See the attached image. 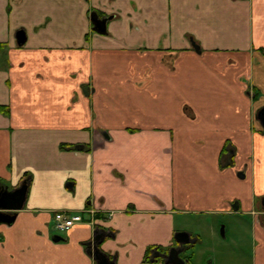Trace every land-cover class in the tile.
<instances>
[{
	"label": "crops",
	"instance_id": "0c3cea01",
	"mask_svg": "<svg viewBox=\"0 0 264 264\" xmlns=\"http://www.w3.org/2000/svg\"><path fill=\"white\" fill-rule=\"evenodd\" d=\"M0 43V186L29 183L0 264H98L97 231L115 264H165L197 214L249 225L264 264V0H0ZM59 211L85 221L58 234Z\"/></svg>",
	"mask_w": 264,
	"mask_h": 264
},
{
	"label": "rangeland",
	"instance_id": "374dc122",
	"mask_svg": "<svg viewBox=\"0 0 264 264\" xmlns=\"http://www.w3.org/2000/svg\"><path fill=\"white\" fill-rule=\"evenodd\" d=\"M183 232L193 235L197 243L191 249V264H251L252 239L248 226L241 229L243 244L234 218L217 215L180 216ZM224 230V234L222 231ZM175 239V237H174Z\"/></svg>",
	"mask_w": 264,
	"mask_h": 264
},
{
	"label": "water",
	"instance_id": "95a60500",
	"mask_svg": "<svg viewBox=\"0 0 264 264\" xmlns=\"http://www.w3.org/2000/svg\"><path fill=\"white\" fill-rule=\"evenodd\" d=\"M113 17H100L98 13L94 12L91 15V20L94 25V30L101 34L107 33V24ZM17 44L19 46H23L27 41V36L24 31H18L16 34ZM192 45L196 51L201 52L200 46L195 42H192ZM259 120L264 126V108L260 111L258 115ZM79 148V147H78ZM239 176L244 177V173H239ZM29 190V183L25 180L18 188L14 190H9L8 187L0 186V211H12L17 212L24 208L26 203L27 195ZM236 210V209H235ZM0 217L4 222L12 224L16 218V214H4L0 213ZM224 234V230L222 231ZM105 238V234L103 232H96L94 239L90 242V253L94 256L98 264H115V259H111L108 257L102 250L100 249V245L102 244ZM64 238L56 235L54 238L55 242L63 241ZM175 241L178 246L172 247L168 253H161L160 251H155L152 255V261L155 262L156 259L161 258L164 260L165 264H187V261L182 257V254L188 250V245L193 244L191 235L187 232H177L175 234Z\"/></svg>",
	"mask_w": 264,
	"mask_h": 264
},
{
	"label": "built area",
	"instance_id": "2783aa9c",
	"mask_svg": "<svg viewBox=\"0 0 264 264\" xmlns=\"http://www.w3.org/2000/svg\"><path fill=\"white\" fill-rule=\"evenodd\" d=\"M84 221V215L81 213L59 211L54 216V230L58 234H64L77 223H83Z\"/></svg>",
	"mask_w": 264,
	"mask_h": 264
},
{
	"label": "trees",
	"instance_id": "16d2710c",
	"mask_svg": "<svg viewBox=\"0 0 264 264\" xmlns=\"http://www.w3.org/2000/svg\"><path fill=\"white\" fill-rule=\"evenodd\" d=\"M6 46H7L6 44L0 43V50L4 49ZM261 50H262V52L264 54V48H262ZM0 111H3V112H5L7 114L9 112V109L0 107ZM70 148H72V147L68 146V145H62V149H70ZM158 250H160L163 253H168L169 252V249L158 248ZM152 255H151V257H152ZM149 258H150V256H148V260H149ZM159 260H160V258L156 259V261H159Z\"/></svg>",
	"mask_w": 264,
	"mask_h": 264
},
{
	"label": "flooded vegetation",
	"instance_id": "af4514ba",
	"mask_svg": "<svg viewBox=\"0 0 264 264\" xmlns=\"http://www.w3.org/2000/svg\"><path fill=\"white\" fill-rule=\"evenodd\" d=\"M190 235H191V234H190ZM191 238H192V242H193V244L188 245V246H187V247H188V250L182 254V257L187 261V264H191L192 256H191L190 251H191V249L194 247V245L197 243V239H196L194 236L191 235ZM176 246H178L177 243H176L175 247H176ZM171 248H172V247H171ZM171 248H169V250H170ZM158 251H159V250H158Z\"/></svg>",
	"mask_w": 264,
	"mask_h": 264
}]
</instances>
